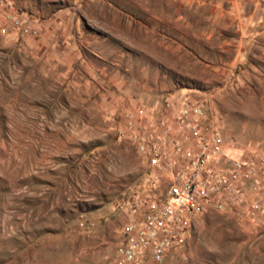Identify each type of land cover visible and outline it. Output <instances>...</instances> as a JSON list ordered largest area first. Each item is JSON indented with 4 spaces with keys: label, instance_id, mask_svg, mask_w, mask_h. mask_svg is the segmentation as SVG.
<instances>
[{
    "label": "rangeland",
    "instance_id": "1",
    "mask_svg": "<svg viewBox=\"0 0 264 264\" xmlns=\"http://www.w3.org/2000/svg\"><path fill=\"white\" fill-rule=\"evenodd\" d=\"M185 98L212 110L210 165L264 156V0H0V264H125L129 205L168 185L136 138ZM249 183L187 217L162 261L126 264H264Z\"/></svg>",
    "mask_w": 264,
    "mask_h": 264
},
{
    "label": "built area",
    "instance_id": "2",
    "mask_svg": "<svg viewBox=\"0 0 264 264\" xmlns=\"http://www.w3.org/2000/svg\"><path fill=\"white\" fill-rule=\"evenodd\" d=\"M4 16L13 28L20 25L23 31H37L35 26L23 23L13 10L4 12ZM185 99L173 116L157 122L155 141L147 132L136 138L150 167L160 173L165 171L168 185L159 198H142L129 205L123 238L117 248L121 263L145 258L162 261L169 250L182 243L187 217L207 208L219 209L226 205V200L236 201L238 181L250 179L252 193L264 182V156L234 159L224 172L209 164V158L216 162L223 152L220 136L210 122L212 110L202 98ZM170 101V97L165 100V107L171 106ZM178 148L182 149L180 153L173 152ZM141 203L145 210L135 225L133 213ZM258 204L254 198L252 210Z\"/></svg>",
    "mask_w": 264,
    "mask_h": 264
},
{
    "label": "crops",
    "instance_id": "3",
    "mask_svg": "<svg viewBox=\"0 0 264 264\" xmlns=\"http://www.w3.org/2000/svg\"><path fill=\"white\" fill-rule=\"evenodd\" d=\"M165 149H169V147H165ZM171 150V149H170ZM159 176L161 177V178H163V179H166L167 180V174L165 173V171L163 172V171H161V173L159 174Z\"/></svg>",
    "mask_w": 264,
    "mask_h": 264
}]
</instances>
